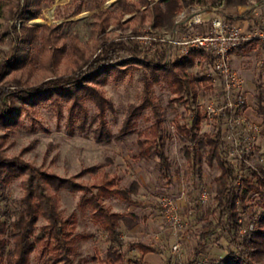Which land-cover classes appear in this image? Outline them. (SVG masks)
Masks as SVG:
<instances>
[{"label":"rangeland","instance_id":"obj_1","mask_svg":"<svg viewBox=\"0 0 264 264\" xmlns=\"http://www.w3.org/2000/svg\"><path fill=\"white\" fill-rule=\"evenodd\" d=\"M141 2L41 0L38 11L30 9L36 14L35 18L27 19L24 0H0V92L4 94L1 100L13 112L7 118L0 116V156L23 161L92 193L97 192L101 174L114 180L116 188L113 190L125 189L136 182L139 187L133 204L123 202L115 194L101 202L111 212L124 216L120 229L125 244L122 252L127 258H140L145 264H176L178 261L188 264L194 259L199 233L207 224L202 216L212 205L214 178L219 170L216 164L203 163L200 177L192 176L180 151L182 144L175 133V124H188L197 112L203 115L199 135L221 131L228 160L233 163L240 160L250 168L264 162L261 135L264 119L255 110L259 75L264 85V50L255 48L249 55H232L231 66L244 80L245 110L239 117L208 115L206 106L217 94L213 87L205 89L201 85L197 86L194 111L182 104L168 107L174 96L168 83L162 79L157 83L150 81L146 88L144 77L150 79L149 70L140 62L130 63L129 53H120L118 60L110 64L113 70L107 75L85 82L83 88L76 87L95 72L96 69L90 71L91 63L104 44H135L143 49L136 36L150 26L153 10L160 1ZM220 3L225 15L239 14L238 7L225 11L224 0ZM195 6L207 8L196 3L190 5L192 9H196ZM77 10L81 12L73 15ZM260 10V16L264 17V7ZM251 18L253 25L258 17ZM200 60L189 69L192 76H203L209 71ZM49 81H61V85L53 92H33ZM72 84L75 88L68 87ZM22 92L34 94L20 96ZM145 96L152 99L163 116L171 182L161 178L156 158L142 160L138 157L137 141L144 138L139 133L155 121L153 106L138 111L133 125L128 128L130 133L123 130L129 113L143 104ZM248 140L253 141V145L245 151ZM26 179L27 175H21L7 185L4 201L8 209H13L15 202L23 197ZM203 188L208 189L209 198L198 204L197 197ZM84 192L59 191L58 207L63 217L73 216L75 220L73 234L81 237L76 245V257L88 258L89 264H106L107 239L91 219V209L82 211L77 206ZM162 197L175 199L184 224L182 228L174 230L165 222L158 206ZM208 221L215 223L214 218L209 217ZM44 223L40 219L37 228ZM243 232L242 229L240 233ZM176 242L179 251L173 253L171 248ZM134 243L154 247L157 252L142 255L137 250H129L127 245ZM226 249L227 242L215 232L199 248L200 260L205 264L216 263L225 256ZM35 256L36 253L31 256L30 264H40Z\"/></svg>","mask_w":264,"mask_h":264},{"label":"trees","instance_id":"obj_2","mask_svg":"<svg viewBox=\"0 0 264 264\" xmlns=\"http://www.w3.org/2000/svg\"><path fill=\"white\" fill-rule=\"evenodd\" d=\"M40 1L24 0V8L27 11L25 18H35L36 14L30 9L34 8L38 11ZM141 3H144V0ZM193 3L209 8L218 5L220 0H161L160 6H155L153 10L151 25L173 26L175 18L182 9ZM254 3L261 4L264 0H224V9L235 10L237 7H247ZM80 12L81 10H77L72 14ZM222 13L224 14V11ZM225 16L230 17V15ZM242 21L239 22L242 24ZM255 48L264 50V44L248 42L240 45L234 53L245 56L252 53ZM99 50V56L92 61L90 67V71L96 69L95 72L89 74L90 76L76 87L83 88L85 82L96 81L102 74L107 75L113 70L110 64L118 60L120 53H129L130 63L140 62L149 70L150 79L144 77L146 88L149 87L150 81L157 83L162 79L168 83L174 95L168 103L170 108L182 104L192 111L197 86H204L205 89L213 87L210 79L205 75L196 77L189 73V69L200 63V59L208 68L210 67L211 59L202 51L192 53L180 60H166L165 50L159 49L153 54H148L135 44L109 43L101 46ZM106 66L108 68H103ZM94 74L98 75L94 76ZM104 75L102 77H105ZM60 82H46L35 88L33 92L39 94L56 91L57 86L61 85ZM68 87L75 88L74 84ZM255 90V110L257 115L264 119V85L261 83L260 75ZM31 94L22 92L20 96L31 97ZM3 95L0 92V116L7 118L13 112L1 100ZM148 106H153L152 116L155 121L139 133L144 135V138L137 141L140 149L138 157L142 160L156 158L161 178L171 182L172 170L166 154L163 116L149 96H145L142 105L131 110L123 130L125 133H130L128 128L133 125L138 111ZM202 118L203 115L196 112L188 124H175V133L182 144L180 151L192 176L200 177L203 163L208 166L216 164L219 170V175L214 178L212 205L204 210L202 216L207 224L199 233L194 259L188 263L201 259L199 248L203 247L211 235L218 232L227 242V249L225 256L213 264H264V162L250 168L240 160L234 163L228 160L223 150L225 141L221 131L199 135ZM261 135L264 137V130ZM21 175H27L24 195L15 202L13 209H8L4 201L6 187ZM115 186L112 178L101 174L99 185L96 187L97 192L92 193L67 179L41 172L23 161L0 156V264H30L34 253H36V261L40 264H89L88 258L76 257V245L81 237L73 234L72 228L75 222L73 216L63 217L58 207L56 195L61 190L85 191L80 196L77 206L82 211L85 208L91 209V219L105 235L108 242L104 258L106 264H145L140 258L129 259L122 252L125 244L120 229L124 216L111 212L101 203L102 199L115 194L123 202L133 204V197L137 194L139 185L132 182L125 189L113 190ZM88 193H90L89 197L86 196ZM209 217L214 218L215 223L208 221ZM40 219L45 223L37 228ZM242 229L244 232L240 233ZM127 247L131 251L137 250L142 255L157 252L154 247L141 243L130 244Z\"/></svg>","mask_w":264,"mask_h":264},{"label":"built area","instance_id":"obj_3","mask_svg":"<svg viewBox=\"0 0 264 264\" xmlns=\"http://www.w3.org/2000/svg\"><path fill=\"white\" fill-rule=\"evenodd\" d=\"M262 7L264 3L238 7L239 14L230 17L222 13L223 3L202 9L198 6H195L196 9L184 7L175 18L173 26L160 28L150 24L142 35L140 32L137 34L136 40H139L148 54H153L159 49L165 50L166 60H180L199 51L207 54L211 64L205 76L210 79L217 98L206 106V113L221 117H239L245 110L244 80L231 66L232 55L242 44H264V17L260 16ZM252 16L258 17L253 25ZM240 20L249 23L244 25ZM252 143L253 141L248 140L245 151L253 145ZM208 198L209 191L203 188L197 202L203 204ZM158 206L165 222L172 229L183 227L175 199L162 197ZM171 250L177 253L179 244L176 242ZM176 264L186 263L178 261ZM188 264L205 263L198 260Z\"/></svg>","mask_w":264,"mask_h":264},{"label":"crops","instance_id":"obj_4","mask_svg":"<svg viewBox=\"0 0 264 264\" xmlns=\"http://www.w3.org/2000/svg\"><path fill=\"white\" fill-rule=\"evenodd\" d=\"M248 23H249V21H245L243 24L246 25V24H248Z\"/></svg>","mask_w":264,"mask_h":264}]
</instances>
